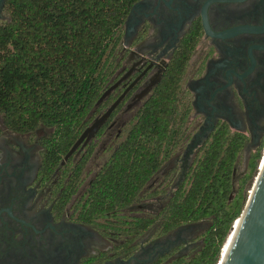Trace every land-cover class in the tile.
<instances>
[{"label": "flooded vegetation", "instance_id": "obj_1", "mask_svg": "<svg viewBox=\"0 0 264 264\" xmlns=\"http://www.w3.org/2000/svg\"><path fill=\"white\" fill-rule=\"evenodd\" d=\"M12 13L10 0H0V30L12 22ZM180 53L189 59L171 145L172 153H178L176 163L184 170L195 168L219 132L246 138L238 162L241 154L251 152V164L263 152L264 0H139L111 58L108 89H115L106 99L112 102L94 120L122 101L87 146L81 145L68 160L67 154L52 170L45 166L44 146L52 131L12 132L0 113V264H171L187 258L200 223L167 234L155 225L139 236H122L97 226L105 219L95 225L81 220L93 180L81 193L82 178L78 193L67 203L68 179H63L69 162L82 159L95 144L93 156L96 141L112 131L121 116L134 112L137 123Z\"/></svg>", "mask_w": 264, "mask_h": 264}, {"label": "trees", "instance_id": "obj_2", "mask_svg": "<svg viewBox=\"0 0 264 264\" xmlns=\"http://www.w3.org/2000/svg\"><path fill=\"white\" fill-rule=\"evenodd\" d=\"M139 0H10L12 22L0 30V113L12 132L51 130L45 166L55 169L83 131L112 102L97 103L108 89L111 58L125 20ZM13 3V6H12ZM189 55L179 54L137 123L93 179L81 220L122 236H139L158 225L161 234L208 221L198 253L171 264H218L231 228L244 210V191L257 171L254 156L235 191V167L246 141L214 135L188 179L171 193L159 216L126 221L119 214L141 200L169 158L180 119L178 92ZM224 133V134H223ZM95 144L63 172L66 202L76 195ZM148 194L146 198L152 199ZM113 218V220L109 219Z\"/></svg>", "mask_w": 264, "mask_h": 264}, {"label": "rangeland", "instance_id": "obj_3", "mask_svg": "<svg viewBox=\"0 0 264 264\" xmlns=\"http://www.w3.org/2000/svg\"><path fill=\"white\" fill-rule=\"evenodd\" d=\"M31 3L37 2L40 0H27ZM135 113L128 112L121 116L120 120L117 123V126L110 132L106 133L102 138L96 141L95 152L89 161L86 171L83 176V185L80 192H84L87 188L90 181H92L98 172H100L105 164L110 160L113 155L115 149L125 140L129 130L135 124ZM49 131H47L48 133ZM120 133V135H119ZM119 135V136H118ZM171 152L169 153V159H166L162 169L158 172V174L154 177V179L150 182V184L145 189L144 194L141 197V200L133 205L131 208L122 211L119 214L120 218L129 221L134 217H155L157 213L164 208L166 203L168 202L171 193L175 191L178 187V184L183 182L186 179V175L189 174L190 170H184L181 167V163H176V158L178 157V153H172V147L169 149ZM264 150V149H263ZM264 152V151H263ZM252 153L246 152L241 154L240 160L238 162L236 168L235 175V191H237L240 187L241 179L249 170L250 158ZM262 157H264L262 153ZM249 159V160H248ZM262 160V159H261ZM264 164V160H263ZM258 165L257 171L255 172L253 178L248 181L244 195L246 204L249 195L252 191V188L255 184V181L259 174ZM152 194L154 197L152 199L146 198V195ZM245 208V206H244ZM113 220V218H109ZM210 223L208 221L202 222L196 226V233L191 237V243H195L196 245L191 246L190 249L185 253V257L194 256L198 253L200 244V239L204 234V229L209 228ZM199 243V244H198Z\"/></svg>", "mask_w": 264, "mask_h": 264}, {"label": "water", "instance_id": "obj_4", "mask_svg": "<svg viewBox=\"0 0 264 264\" xmlns=\"http://www.w3.org/2000/svg\"><path fill=\"white\" fill-rule=\"evenodd\" d=\"M114 89L115 87L108 89L98 101L97 106L101 105ZM122 98L117 100L104 114L91 123L65 157L66 160L81 145L83 147L87 146L96 137L119 106ZM232 231L234 237L230 241L229 249L226 255L223 256L221 254L218 264H264V164L262 160H260L258 177L245 204V208L232 226Z\"/></svg>", "mask_w": 264, "mask_h": 264}, {"label": "bare ground", "instance_id": "obj_5", "mask_svg": "<svg viewBox=\"0 0 264 264\" xmlns=\"http://www.w3.org/2000/svg\"><path fill=\"white\" fill-rule=\"evenodd\" d=\"M263 155H264V153H263ZM263 160H264V157H263V159H262V163H263ZM233 237H234V233H233V231H232V232L230 233V235H229V237H228L226 243H225L224 246H223V250H222V255H223V256L226 255V253H227V251H228V249H229L230 243H231L230 241H232Z\"/></svg>", "mask_w": 264, "mask_h": 264}]
</instances>
